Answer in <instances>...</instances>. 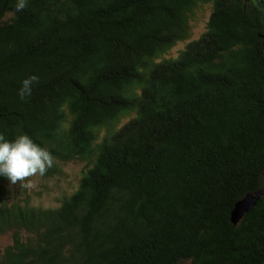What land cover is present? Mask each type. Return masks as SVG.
<instances>
[{
	"label": "trees",
	"instance_id": "obj_1",
	"mask_svg": "<svg viewBox=\"0 0 264 264\" xmlns=\"http://www.w3.org/2000/svg\"><path fill=\"white\" fill-rule=\"evenodd\" d=\"M16 3L0 0V134L53 154L39 178L85 169L55 208L0 176V264H264V196L231 221L264 191V0Z\"/></svg>",
	"mask_w": 264,
	"mask_h": 264
},
{
	"label": "clouds",
	"instance_id": "obj_2",
	"mask_svg": "<svg viewBox=\"0 0 264 264\" xmlns=\"http://www.w3.org/2000/svg\"><path fill=\"white\" fill-rule=\"evenodd\" d=\"M28 7V0H17L16 11ZM39 84V77L32 75L22 81L19 97H31L33 87ZM55 164L53 154L37 144L29 135L22 134L14 140H7L0 134V176L6 177L12 185L22 188L32 187V177L44 176Z\"/></svg>",
	"mask_w": 264,
	"mask_h": 264
},
{
	"label": "rangeland",
	"instance_id": "obj_3",
	"mask_svg": "<svg viewBox=\"0 0 264 264\" xmlns=\"http://www.w3.org/2000/svg\"><path fill=\"white\" fill-rule=\"evenodd\" d=\"M211 10L210 7H204L200 9L195 18L191 22V36L188 41L179 42L170 52V57H177L179 53L185 49L186 44L189 41L198 39L207 29V22L209 20ZM62 174L55 178L44 180L37 176L31 178L32 187H30L33 194V200L35 204L43 207L55 208L60 204L62 197L71 195L79 185L82 172L85 169L84 163L69 162L60 165ZM16 186L12 185L11 189H15ZM39 194V195H38ZM13 243L11 233L0 235V250H3L7 246Z\"/></svg>",
	"mask_w": 264,
	"mask_h": 264
},
{
	"label": "water",
	"instance_id": "obj_4",
	"mask_svg": "<svg viewBox=\"0 0 264 264\" xmlns=\"http://www.w3.org/2000/svg\"><path fill=\"white\" fill-rule=\"evenodd\" d=\"M264 196V191H256L246 194L243 198L237 201L231 212V221L233 224H238L240 220L258 204Z\"/></svg>",
	"mask_w": 264,
	"mask_h": 264
}]
</instances>
